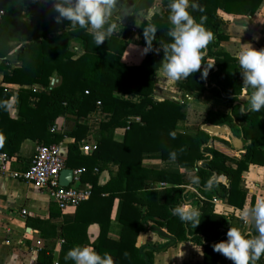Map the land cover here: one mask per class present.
Masks as SVG:
<instances>
[{"label": "trees", "instance_id": "16d2710c", "mask_svg": "<svg viewBox=\"0 0 264 264\" xmlns=\"http://www.w3.org/2000/svg\"><path fill=\"white\" fill-rule=\"evenodd\" d=\"M170 2L161 0L166 8L136 30L132 45L145 48L143 27L153 23L158 28L152 50L131 62L126 57L129 50L119 42V33L96 46L86 29L73 30L67 20L57 23L53 0H0V58L15 50L21 63L20 67L7 68L3 61L0 66L2 71L6 66L4 84L18 87L17 119L11 118L6 106L13 93L11 88L0 87V136L4 137L0 153H5L9 159H19L20 145L26 139L36 145H51L70 138L65 168H85L81 180L91 191L89 200L76 208L73 222L60 227L64 244L58 264H75L64 257L77 245H89L101 256L108 252L115 264H154L153 253L159 247H136L147 222L156 225L152 229H164L168 234L169 244L161 249L191 241L202 249V264H226L225 257L212 248L213 244L227 239L228 231L222 230L225 218L214 213L212 201L221 199L236 208L244 206L243 174L250 165L264 166V108L241 114V106L232 105L242 93L243 79L237 58L220 46L227 37L221 32L223 20L218 11L252 16L264 0H190L204 11L190 7L188 11L197 23L202 16L206 17L205 27L215 34V39L207 46L201 69L176 83L182 97L190 95L199 102V96L210 92L227 104L229 111L207 108L201 123L227 125L237 132L236 136H242L244 154L240 159L223 139L210 137L200 129L193 135L178 131V122L190 120V115L197 118L199 124V108L152 98L156 74L163 63L160 46L172 42L167 34L171 27ZM133 3L136 12H144L154 7L155 0H133ZM72 42L83 45L78 50L71 46ZM211 63L213 66L204 77L203 70ZM53 80H57V84L52 86ZM209 82L215 86L205 87ZM93 113L101 117L96 127L98 138L94 151L84 156L80 141L89 132L87 120ZM132 116L140 121L127 122ZM61 117L74 122V127L52 133L51 128L56 127ZM239 122L243 126L239 127ZM120 128H126V132L122 140L117 141L114 131ZM151 152L159 153L162 160H175L180 166L194 168L200 178L196 186L204 198L197 205L201 222L193 229L172 213L186 196L181 176L146 168L143 157ZM172 152L176 153L175 159L169 155ZM199 161L202 164L196 166ZM111 166H116L117 170L112 171ZM103 172L108 174V180L101 184ZM213 176L212 186L206 188ZM218 177H224L227 184L217 181ZM159 183L168 185L162 202L157 189ZM116 199L122 201L118 220L121 232L117 240H111L108 229ZM92 224H97L100 230L94 242L87 236ZM249 230L251 235L257 234L254 225L249 226ZM263 257L257 264H264ZM37 260L39 264L53 263L51 254L45 250L38 252Z\"/></svg>", "mask_w": 264, "mask_h": 264}, {"label": "crops", "instance_id": "0c3cea01", "mask_svg": "<svg viewBox=\"0 0 264 264\" xmlns=\"http://www.w3.org/2000/svg\"><path fill=\"white\" fill-rule=\"evenodd\" d=\"M129 2L133 3V0H129ZM164 8H166V6L161 4V0H155V5L152 9L144 12H136L134 10L126 25L121 24L122 27L129 26V29L121 30L117 33L120 34V44L126 46L129 50L126 57L129 58V60H132L131 62L140 60L144 55V48L142 46L132 45L136 36V30L144 21L150 20L153 15L161 14ZM218 15L223 20L221 32L227 37V40L222 41L220 46L230 56L236 58L239 43H251L257 50L264 48V2L252 16L229 15L222 11H218ZM112 19L117 20L115 18ZM238 26H244L246 28L242 35L237 32ZM87 31L91 33L90 28L87 29ZM82 45L78 42L71 43V46L78 50ZM14 52L15 50H13V52H11L7 57L3 59L0 58V66L1 63L5 61L6 66H8L7 68L20 67L21 63L17 60ZM210 62L212 61L210 60ZM6 66L4 67V71L6 70ZM214 70H216L215 67ZM4 71L0 69V87L11 88L13 93L10 99L6 102V106L9 109L11 118L17 119L18 110L16 106V95L18 87L15 85L4 84ZM176 83L177 81L167 78L161 66L156 74L152 98L155 101L172 100L174 102L187 105L189 108H199V113H201L199 114V124L197 118H192L186 122L180 121L177 124L179 132L193 135L197 129L204 131V125L201 123V120L207 108L229 111V109H227V104L224 103L221 98H215L212 94H210V92H205L202 96H199V102L195 101V98L190 95L182 97L176 87ZM55 84H57V80H53L51 82L52 86ZM208 85L211 87L215 86L210 82ZM31 89L35 90L34 87ZM249 90L251 89L243 88L240 96H247ZM243 103H246V100L241 102L238 99V101L234 102L232 105L241 106ZM128 118H133V116ZM100 119L101 117L98 113H93L87 120L89 132L86 137L80 141V151L84 156L89 155L94 151L98 138L96 127ZM237 124L239 127L243 126L240 122ZM73 127L74 122L65 117H61L58 119L57 125L54 128L58 132H62V130L67 128L72 129ZM229 131L234 137L242 138V136H236L237 132L235 133L232 131L230 127ZM125 132L126 128L116 129L114 131V139L121 141ZM228 136V134L226 136L215 135V137L227 141L232 147L231 140ZM70 142H72V139L66 137L60 143L65 158L67 156V145ZM243 145L244 141L242 139V147L239 150L232 147L235 151L234 154L237 159H240L244 154ZM35 146L36 144L33 141L28 139L24 140L20 145L19 159H10V169L14 171L25 170L27 163L33 156ZM197 164L198 162L196 163V166ZM143 165L146 168L179 174L183 181V186L181 187L184 189V194L186 195L184 199L187 200L186 202H189V207L197 208L198 203L196 201L197 197L195 192L187 191L188 193H185L186 188L188 187L198 191L197 186L193 184L191 180L192 176H196L194 168L180 166L175 160H162L159 153L155 152L146 153L144 155ZM228 166H232L234 168V165L228 164ZM76 169L71 170L73 171ZM111 170L116 171L117 167L111 166ZM95 172H97L96 169ZM242 179V185L246 191V199L242 208L230 206L226 200L221 199H215L216 201L215 203H212V205L214 213L225 218L222 229L223 231L229 230L232 226L238 227L242 231H246L251 234L249 226H253L254 223L251 219L245 218L243 213L245 209L254 207L258 202H264V166L250 165L248 171L243 174ZM107 180L108 174L103 172L100 177V183L103 184ZM217 181L222 184H227V180L224 177H218ZM76 183L78 186H73L75 183L71 186L77 189L88 188V184L82 182L81 176L79 182ZM159 184L157 185V189L160 194L159 200L162 202L164 190L168 187V185L163 183L166 186L160 189ZM121 206V200L116 199L113 202L110 213V225L108 229V237L111 240H117L120 236L121 225L118 220ZM22 210H26L25 215H22ZM75 211L76 208H67L64 211H60L45 191L38 190L32 185L19 180L0 176V264H39L37 258L38 252L41 250H45L51 254L53 258L52 264H58L60 250L64 244V240L60 236V227L73 222ZM188 226L193 229L195 225L188 223ZM153 227H156L153 222H147L146 230L141 232L137 238L136 247L140 248L148 245H155L157 248L159 247L160 249L153 253L154 264H202L203 252L201 247L191 241H186L170 244L169 247L163 250L161 248L169 244V236L164 229L160 230H162L167 237L158 233L157 229H152ZM99 231V226L97 224H92L88 227L87 236L90 242H94L96 240L99 235ZM84 246L92 248L89 245ZM225 260L226 264H230V260L226 258Z\"/></svg>", "mask_w": 264, "mask_h": 264}, {"label": "clouds", "instance_id": "9594fccd", "mask_svg": "<svg viewBox=\"0 0 264 264\" xmlns=\"http://www.w3.org/2000/svg\"><path fill=\"white\" fill-rule=\"evenodd\" d=\"M117 3L118 0H53V8L58 13L55 20L57 23L67 20L73 30L90 28L95 45L99 46L121 31V20L112 19L118 9ZM189 7L194 11H204L198 3H190V0H171L168 5L171 27L167 34L172 42L160 46L164 53L162 70L167 78L175 81L186 79L201 69L207 46L215 39V34L205 27L206 17L202 16L197 23L188 11ZM245 30L244 26L237 28L241 35ZM157 31L153 23L143 27L145 54L152 50ZM236 58L241 68L243 88L252 90L242 97L246 98V104L241 105V114L258 112L264 108V48L257 50L251 43H239ZM212 66L208 64L204 68V77H207ZM3 140L4 137L0 136V146ZM169 155L172 159L176 157L175 152ZM191 180L195 185L200 183L198 176H192ZM211 186L210 180L205 187ZM172 213L182 222L194 224L195 227L201 222L199 209L190 208L187 203L175 206ZM243 215L254 223L257 234L251 235L231 226L226 233L227 239L213 244L212 248L233 264H257L264 255V202L245 209ZM64 259L72 260L75 264H115L108 252L101 256L94 249L80 245L71 248Z\"/></svg>", "mask_w": 264, "mask_h": 264}, {"label": "built area", "instance_id": "2783aa9c", "mask_svg": "<svg viewBox=\"0 0 264 264\" xmlns=\"http://www.w3.org/2000/svg\"><path fill=\"white\" fill-rule=\"evenodd\" d=\"M0 15H2V12H0ZM207 86L208 84L205 83V87ZM131 121L139 122L140 118L133 117L127 119V122ZM51 132L55 133L56 129L54 127L51 128ZM210 146L211 144L209 143L208 147ZM9 163V157L5 153H0L1 177L19 180L32 185L38 190L45 191L60 211H64L67 208H77L82 203L88 201L91 197V191L89 188L77 189L71 186L73 183L79 182L80 176L85 173V168L73 170V182L69 187L64 188L59 185V174L65 169V156L60 144L36 145L33 156L23 171L11 170ZM201 164L202 162L200 161L197 166H200ZM210 180L214 181V177H211ZM165 186L166 185L163 183L159 184L160 189ZM187 191L195 192L198 204L204 200L203 196L200 195L197 190L188 187L186 188V194L188 193ZM186 201V199H183V203H187L189 206V202ZM215 201L216 200L214 199L212 203H215ZM21 213L22 215H25L26 210H22Z\"/></svg>", "mask_w": 264, "mask_h": 264}, {"label": "water", "instance_id": "95a60500", "mask_svg": "<svg viewBox=\"0 0 264 264\" xmlns=\"http://www.w3.org/2000/svg\"><path fill=\"white\" fill-rule=\"evenodd\" d=\"M121 5V6H120ZM117 11L114 13L112 18H115L117 20H121L122 25H126L127 21L129 20L130 16L132 15L135 5L134 3L129 2V0H118L117 3ZM246 96H240L238 99L241 102H244L246 98H242ZM242 98V99H241ZM203 130L209 134L210 137H213L215 135H222L226 136L227 134L229 135L228 137L231 140L232 147L236 150H239L242 147V138H236L234 137L231 132L229 131L228 126H213L210 124H206L203 127ZM73 171L71 169L65 168L62 170L59 174V185L61 187L67 188L69 187L72 182H73ZM158 233H160L162 236L167 237L165 233H163L162 230L157 229Z\"/></svg>", "mask_w": 264, "mask_h": 264}, {"label": "rangeland", "instance_id": "374dc122", "mask_svg": "<svg viewBox=\"0 0 264 264\" xmlns=\"http://www.w3.org/2000/svg\"><path fill=\"white\" fill-rule=\"evenodd\" d=\"M127 29H129V26H123V27L121 26V30H127ZM193 117L190 115V119H192ZM73 186H78V185H77V183H75V184H73Z\"/></svg>", "mask_w": 264, "mask_h": 264}]
</instances>
